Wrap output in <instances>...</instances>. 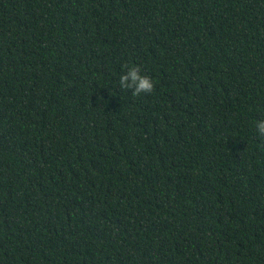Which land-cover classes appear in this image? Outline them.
I'll return each instance as SVG.
<instances>
[{
  "label": "trees",
  "instance_id": "1",
  "mask_svg": "<svg viewBox=\"0 0 264 264\" xmlns=\"http://www.w3.org/2000/svg\"><path fill=\"white\" fill-rule=\"evenodd\" d=\"M257 119L264 0H0V264H264Z\"/></svg>",
  "mask_w": 264,
  "mask_h": 264
},
{
  "label": "clouds",
  "instance_id": "2",
  "mask_svg": "<svg viewBox=\"0 0 264 264\" xmlns=\"http://www.w3.org/2000/svg\"><path fill=\"white\" fill-rule=\"evenodd\" d=\"M126 71L119 76V85L124 90H131L134 97H140L142 94H152L156 90L154 79L150 75L143 73L139 65H123ZM255 126L258 135L264 138V119H257Z\"/></svg>",
  "mask_w": 264,
  "mask_h": 264
}]
</instances>
